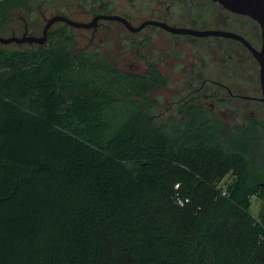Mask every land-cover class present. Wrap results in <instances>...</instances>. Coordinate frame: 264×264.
Returning a JSON list of instances; mask_svg holds the SVG:
<instances>
[{
	"label": "trees",
	"instance_id": "trees-1",
	"mask_svg": "<svg viewBox=\"0 0 264 264\" xmlns=\"http://www.w3.org/2000/svg\"><path fill=\"white\" fill-rule=\"evenodd\" d=\"M28 3L0 0V29ZM53 36L0 46V264H264L256 126L224 140L197 106L160 125L158 70Z\"/></svg>",
	"mask_w": 264,
	"mask_h": 264
},
{
	"label": "flooded vegetation",
	"instance_id": "flooded-vegetation-1",
	"mask_svg": "<svg viewBox=\"0 0 264 264\" xmlns=\"http://www.w3.org/2000/svg\"><path fill=\"white\" fill-rule=\"evenodd\" d=\"M165 1L168 5L164 11L161 8L153 11L151 16L144 19L140 24H136L130 14L115 12L110 15H120L135 27H139L147 21H161L175 27L200 29L197 27L201 25L203 28L200 30L229 31L243 36L255 49H262L261 27L249 17L231 13L212 0H156L157 3H165ZM211 4L222 9L224 13L219 12V9L216 11L211 8ZM180 8L182 13H180ZM186 11L194 15L191 17L185 16L183 12ZM211 24L212 28L210 27ZM123 25L126 27L125 24ZM158 29L170 34L171 37L169 39L165 38L163 33L157 31ZM25 32L28 33L27 28ZM132 33L147 35L144 39L146 43L152 44L154 41L159 40L165 44L162 48H153L152 53L155 52L152 60L150 64L146 65V71L142 74L148 73L150 67H153L159 71L161 77L167 83L166 85H158L156 88L174 84L170 91L175 101L160 116L158 115L159 117L162 118L168 115V112L177 106L178 111L184 109L185 113L180 115L187 118L192 107L197 106L206 111V107H209L207 106V100L214 99L219 101V104H211L210 106L213 109H219L222 117H230L222 125L228 127L235 125L246 128L250 125L263 127L256 123V120L248 119L245 112L249 109L247 103L262 102L260 100L262 97L260 65L247 44L225 37L186 35L190 38L182 40L177 37L183 34H173L162 27L154 25H147L142 30ZM207 39H215L216 42H210ZM258 81L261 89L260 97L257 96ZM257 110L259 109L251 111L250 115H256ZM177 115L179 114L177 113ZM239 115L244 118L243 121L237 122L235 118ZM205 116L210 117L207 114ZM213 118L218 119L215 114ZM164 124L163 121L160 123V125Z\"/></svg>",
	"mask_w": 264,
	"mask_h": 264
},
{
	"label": "rangeland",
	"instance_id": "rangeland-1",
	"mask_svg": "<svg viewBox=\"0 0 264 264\" xmlns=\"http://www.w3.org/2000/svg\"><path fill=\"white\" fill-rule=\"evenodd\" d=\"M167 5L166 1L165 3H157L156 0H29L25 8L14 11L8 26L0 29V35L3 37L22 36L27 28L28 34L41 36L47 20L55 15H64L79 22H90L95 15L102 13L114 14L116 12L130 14L133 16L134 22L140 24L144 19L150 17L153 11L159 10L160 8L164 11ZM211 8L216 11L219 9L214 4H211ZM218 11L224 13L222 9ZM180 13H182V9ZM183 14L188 17L194 15L187 11L183 12ZM210 27L212 28V24ZM197 28L202 29L203 26L198 25ZM51 31L54 33L52 40L55 41L60 40L62 34L72 37L74 39L73 49L75 52H86L97 60L135 74L145 73L146 65L150 64L155 52L152 53L153 48H162L165 46L159 40L154 41L152 44L144 42L147 35L141 33L134 34L117 21H100V25L96 29H80L71 27L65 23H57L52 27ZM157 31L163 33L167 39L171 37L170 34L160 29ZM177 38L184 40L190 37L181 35ZM207 40L216 42L215 39ZM18 45L17 43L9 45L0 43V46L8 49L17 48ZM22 46L26 48L29 44H23ZM257 85L259 86L257 96L260 97L261 89L259 81ZM171 87H174V84H168L162 88L155 87L149 92L151 102L153 103L152 110L158 119V123L163 121L165 124H184L189 117L187 116L185 118L183 115H180L185 113V111L184 109L178 111L177 106L175 109H171L168 115L162 118L159 117L175 101L170 91ZM207 102V106L209 107H206L205 114L209 115L218 124L217 129L222 139L226 140L229 137L239 135L248 128L235 125L232 127L222 125L230 117H222L219 109H213L210 106L211 104H219V101L211 99L207 100ZM247 104H249V109L245 111L246 115H248L247 118L250 120L254 119L257 121L256 123L263 126L256 127L258 130L257 134L260 137V144H256L255 142L250 143L251 154L256 158L258 163L264 164V103L249 102ZM257 108L259 109L257 110V114L254 116L250 115L251 111H255ZM214 114L217 115L218 119L215 120L213 118ZM243 118L242 115H239L235 120L239 122L243 121ZM230 179L231 175H228L223 181L226 182V180ZM262 204L263 201L261 199L253 197L251 210L258 215Z\"/></svg>",
	"mask_w": 264,
	"mask_h": 264
},
{
	"label": "water",
	"instance_id": "water-1",
	"mask_svg": "<svg viewBox=\"0 0 264 264\" xmlns=\"http://www.w3.org/2000/svg\"><path fill=\"white\" fill-rule=\"evenodd\" d=\"M213 2L219 4L227 11L243 15L253 19L261 27L263 46L261 50L255 49L243 36L223 30H200L186 27H175L171 26L165 22L161 21H147L135 27L129 22L126 18L120 15H110V14H98L90 22H79L73 20L64 15H55L47 20V23L43 29V34L41 36L30 35L25 32L22 36H12V37H3L0 35V43L4 45H9L13 43L17 44H38L46 45L49 41V32L52 27L57 23H65L74 28L80 29H96L99 26V22L103 20L111 21H120L126 25V27L132 32H138L142 30L147 25H154L164 28L165 30L173 34H183V35H192L196 37H225L232 38L247 44L253 55L257 59L260 65V82L262 89V97L260 100L264 103V0H212Z\"/></svg>",
	"mask_w": 264,
	"mask_h": 264
}]
</instances>
